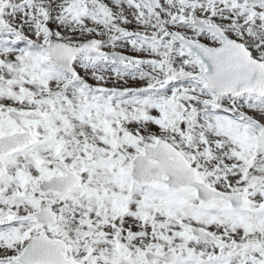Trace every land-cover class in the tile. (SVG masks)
<instances>
[{
  "label": "snow or ice",
  "instance_id": "snow-or-ice-1",
  "mask_svg": "<svg viewBox=\"0 0 264 264\" xmlns=\"http://www.w3.org/2000/svg\"><path fill=\"white\" fill-rule=\"evenodd\" d=\"M0 264H264V0H0Z\"/></svg>",
  "mask_w": 264,
  "mask_h": 264
}]
</instances>
